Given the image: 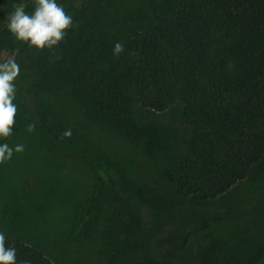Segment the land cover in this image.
I'll return each instance as SVG.
<instances>
[{
	"label": "trees",
	"instance_id": "1",
	"mask_svg": "<svg viewBox=\"0 0 264 264\" xmlns=\"http://www.w3.org/2000/svg\"><path fill=\"white\" fill-rule=\"evenodd\" d=\"M79 1L69 13L74 27L60 44L37 51L4 26L21 0H0V58L6 53L20 66L13 134L0 142L10 145L34 125L40 139L29 149L54 155L60 164L53 171L59 175L67 161L95 179L80 202L76 179L39 189L38 200L60 203L70 196L72 205L76 199L79 210L68 205L71 214L57 203L50 210L53 227L44 228L29 214L31 203L19 200L13 202L17 219L0 224V232L6 247L16 248L17 264H62L63 256L69 264H175L213 219L202 218L184 234L181 223L166 238H175L180 252L168 248L154 255L148 250L151 235L141 233L143 207L156 211V219L185 207L224 216L219 201L264 167V0ZM22 2L31 12L34 0ZM117 42L124 50L113 55ZM177 105L187 129L182 151L168 128L141 122L134 112L159 114ZM93 126L106 129V138ZM115 140L122 143L119 152ZM136 172L156 174L169 192L146 177L136 179ZM262 200L247 202L254 209ZM43 233L49 242L38 238ZM220 248L197 252L196 264H262L264 258V242L240 262L217 256Z\"/></svg>",
	"mask_w": 264,
	"mask_h": 264
},
{
	"label": "rangeland",
	"instance_id": "2",
	"mask_svg": "<svg viewBox=\"0 0 264 264\" xmlns=\"http://www.w3.org/2000/svg\"><path fill=\"white\" fill-rule=\"evenodd\" d=\"M58 2V4L63 6L66 14L70 13L72 7H80L82 5L79 0H59ZM5 54L6 53L1 56L0 61L6 59ZM137 109H134V112L137 114L139 121L150 122L156 125L161 124L168 128L172 140L175 142L177 148H180L182 151L183 147L181 140L186 135L187 129L180 123V105L173 106L167 112L159 114L148 110L143 111ZM93 130L99 134H103L105 138L108 134L104 132L108 131L102 127L93 126ZM28 134L30 137H27ZM28 134L18 133L13 136V138L11 137L12 141L10 146L23 144L24 151L21 153L14 152L11 160L0 164V224L5 225V227L10 226L11 222L16 220L18 216L14 212L13 202L26 200V205L31 203L29 214L38 218V221L43 224L44 228L53 227L54 221L50 210H53V207L57 203V206H59L64 212L68 211L70 213V207L75 211L78 209V205L75 203L76 199L73 198L72 205L70 204V196L61 200L60 203L58 201L55 202L54 199L48 197H45V200H38L37 196L40 194L39 189H42L43 185H46V183L49 184L52 182L54 184V181L76 179L75 186L79 189L78 196L82 195L81 197L79 196L80 198H77V202H80L89 196L95 179L94 176L89 174L83 166L69 168L70 164L67 161L64 165V169H62L58 175L53 169L60 163L54 155L46 154L40 149L39 151H33L32 148L29 149V147H35L38 145V140L40 139L38 131L33 130ZM115 139L119 138L115 137ZM121 144L122 143L119 140H115L113 143V146L118 152ZM125 148H127V146H125ZM125 148L123 146L121 147V150L123 151ZM60 167L62 166L59 165V168ZM147 175L148 174L146 173L140 174L136 172L134 176L136 179L146 177L150 179L154 186L160 187L162 192H169L163 184L160 183V185H158L160 181L155 179L156 174H152L153 176L149 174L152 178L147 177ZM6 177L7 180L5 179ZM9 181L15 182L13 187ZM32 183H34V190L31 192L30 188L32 187ZM37 183H41L42 185ZM55 187L57 186L55 185ZM231 194V196L222 198V200L219 201L222 205V210L225 208L227 211V214L224 216L221 215L222 213H219V211V214H215V211H212L211 209L194 210L193 208L185 207L180 211L172 212V214H177L176 218L172 217V214L169 215L166 213L167 215L164 216L165 218L161 217V219H156V211H152L148 207H143V210L140 213L142 218L141 233L144 230L146 234L151 235V240L148 243L149 252L154 255L158 253H160L159 255H163L168 248L171 251H176V253L180 252L178 251L180 243L175 238L170 237L166 240V238L173 233L171 230L175 227H179L180 230V224L183 223L184 234L189 228H191L189 230L196 229L201 224L200 221L202 218L203 220L205 218H210L213 219L210 226L193 236V239L189 244V252L187 254L183 253V256H180L178 260H176V263L175 261L174 263L196 264L195 254L202 249L215 244L221 246L220 249H216L217 256L221 258L232 257L234 261H239L240 257L242 260V257H246L255 247L258 248L260 244L264 242V200H262L254 209H252L247 202L248 198L264 196V167L260 168L259 172L254 176L237 185ZM228 204H233V207L228 208ZM37 208L41 215L35 210ZM54 214L59 215L60 213L55 211ZM220 217H225V220L216 221ZM178 218V224L175 223L176 225H173L170 222L177 220ZM65 223L70 224V222L66 221ZM38 238L47 242L51 240L44 233L41 236H38ZM226 244H228V247L223 248ZM144 249L145 245H142V250ZM58 253L62 252L58 251ZM64 257L65 256H63L61 260L62 264H69L64 261ZM159 258L163 257L160 256ZM129 264H138V261L132 259ZM262 264H264V258Z\"/></svg>",
	"mask_w": 264,
	"mask_h": 264
},
{
	"label": "clouds",
	"instance_id": "3",
	"mask_svg": "<svg viewBox=\"0 0 264 264\" xmlns=\"http://www.w3.org/2000/svg\"><path fill=\"white\" fill-rule=\"evenodd\" d=\"M25 3H14L13 10L7 13L5 27L16 41L27 44L30 49L42 51L53 50L65 38L67 31L74 27L73 16L66 14L63 6L57 0H34L32 11H26ZM123 45L117 42L113 47V55L123 51ZM20 75V66L14 59L0 61V141L13 134V125L17 115V105L14 103L17 94L15 81ZM34 125H28V131ZM65 136H71L66 131ZM24 151L23 144L10 146L0 142V164L11 160L13 153ZM0 264H17L16 248L6 247V236L0 232ZM21 264H31L29 260Z\"/></svg>",
	"mask_w": 264,
	"mask_h": 264
}]
</instances>
